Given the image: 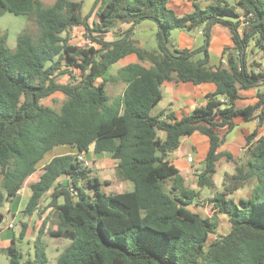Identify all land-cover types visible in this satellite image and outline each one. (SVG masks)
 Returning <instances> with one entry per match:
<instances>
[{
  "label": "trees",
  "instance_id": "obj_1",
  "mask_svg": "<svg viewBox=\"0 0 264 264\" xmlns=\"http://www.w3.org/2000/svg\"><path fill=\"white\" fill-rule=\"evenodd\" d=\"M169 1L94 0L98 21L91 26L82 1L54 0L46 6L39 0H0V16L29 20L14 49L7 46V33L0 35V222L2 209L47 153L58 146L75 150L53 157L29 186L22 214L49 211L34 238L32 257L13 238L4 251L8 264H47L44 234L69 241L54 264H264V139L249 136L243 156L233 159L217 152L222 139L216 132L231 130L238 117L263 122L264 92L257 93L254 105L239 109L235 102L240 91L264 87V72L245 62L250 43L264 50V0H203L181 16ZM146 20L157 26L153 51L130 39L132 27ZM120 24L130 27L118 40L93 36ZM216 24L229 30L233 42L223 51L226 69L209 66ZM77 27L96 47L70 44L69 33ZM201 27V47L170 50L172 31ZM129 54L139 62L106 78L108 68ZM63 77L66 83L59 82ZM110 79L125 85L122 95L106 94ZM165 81L213 83L216 90L205 105L176 119L172 113L153 114ZM55 93L64 97L58 109L43 104ZM195 131L209 139V150L195 175L196 189H190L169 156ZM91 147L110 156L116 181L130 182L132 190L105 189L109 183L92 176L79 159ZM221 158L234 172L224 174L216 191ZM251 181L248 197L233 198ZM202 189L214 192L204 200L211 205L208 217L190 209L198 205ZM52 215L55 223L49 227ZM221 217L229 223L225 235H218ZM20 226L22 240L28 225L22 221Z\"/></svg>",
  "mask_w": 264,
  "mask_h": 264
},
{
  "label": "crops",
  "instance_id": "obj_2",
  "mask_svg": "<svg viewBox=\"0 0 264 264\" xmlns=\"http://www.w3.org/2000/svg\"><path fill=\"white\" fill-rule=\"evenodd\" d=\"M193 3H200L201 5L204 4L203 1L200 2L198 0H170L168 7L173 10L177 15L181 16L189 13L192 10ZM120 25L116 27L117 29L114 28L113 30L118 31V29H120V31L122 32L126 31L130 27V25L125 24V27L121 29L119 27ZM132 29L133 30L130 39L135 42L137 47L149 51H153L156 49L155 34L157 32V26L153 21H143L140 24L132 27ZM173 32L175 33L171 40ZM123 33L124 32H122V34H119L117 32L115 38L108 40V42L120 39L123 36ZM172 33L169 40L170 50L197 49L201 47L204 43L202 27L193 29L191 31L174 30L172 31ZM212 46H214V48H212ZM232 46L233 42L231 40V34L229 30L221 25H214L211 29V38L208 47L209 66L212 68L222 67L226 69L227 63H225L226 57L223 56V51L224 49ZM98 47L99 46H97V48ZM138 62V58L135 54H129L117 61L116 63L112 64L106 71L105 77H115L122 68L128 65L137 64ZM144 66L148 67L147 64ZM263 88L264 87L240 91L238 94L239 98L235 102L236 108L242 109L247 106L256 104L258 102L257 93L259 91L264 92ZM215 90L216 86L213 83H202L199 85H194L189 82L165 81L161 86V101L153 109V114L167 112L172 113L176 119H180L181 117L191 113L194 109L205 105L206 96L208 94L214 93ZM257 119L251 121H244L241 117H238L234 119V126L231 130H228L227 128L217 130L216 132L219 138L222 139V143L219 146L217 152L229 153L233 157V159L241 158L245 153V150L247 149L249 136L254 135L253 141H256L260 138L264 139V118L261 124H258ZM55 148H53L49 153L45 155L44 158H48L49 155L48 160H44L43 158V160L37 165L36 171L28 178L25 186L17 192L12 202L8 204L9 207L6 209L3 208L1 211V214L3 215V220L0 222V264H8V260L6 258V255L4 254V251L11 245L12 239H15V237H13L12 232V230L15 228L14 225L21 218V216H24L22 214L23 210L20 209L24 207L28 201L30 195L29 186L39 179L40 175L42 174L43 167L53 157L75 153V150L66 146H58ZM92 149L93 148L91 147L87 153L83 154V157L85 156L86 158L89 157L91 159L96 157L98 161L105 159L106 156L110 158V156L106 153H92ZM54 150L56 151V153H54ZM208 150L209 139L206 136L202 135L200 132L195 131L191 136L182 138L179 148L172 154H170L169 160L171 164H173L175 168L179 171L180 175L184 178L185 184L186 178L191 172L197 170L196 173H198L203 169V163L208 153ZM91 153L93 154V156L91 155ZM189 157H191L192 159L191 163L188 162ZM92 161L95 160L92 159ZM112 162L115 166L113 160ZM221 163L224 164V169L222 171L219 168V165ZM37 171H39V174H36ZM218 171L221 172L222 182L225 173L230 175L233 174V165L231 162H227L225 158H221L217 163V172ZM35 175V180L31 181L32 177H34ZM215 185L216 188L219 189L216 183ZM236 195L239 194L236 192L235 196ZM45 197H47V195L42 198V201L45 199ZM11 224H13V228H9V225Z\"/></svg>",
  "mask_w": 264,
  "mask_h": 264
},
{
  "label": "rangeland",
  "instance_id": "obj_3",
  "mask_svg": "<svg viewBox=\"0 0 264 264\" xmlns=\"http://www.w3.org/2000/svg\"><path fill=\"white\" fill-rule=\"evenodd\" d=\"M39 1H41L44 5L48 6L49 4H52L54 0H39ZM70 1H75V2L82 1L83 2L82 12L84 16L90 15L88 19L89 25L92 26L93 22L98 21L96 14H95L96 9L92 11L94 0H70ZM198 1L201 2L203 0H198ZM234 1L235 0H229V3L233 4ZM28 23H29V20H28V17L26 16H13L8 13H5L2 16H0V35L3 33H7L8 48L10 49L15 48L17 36L27 27ZM119 27L122 29L123 27H125V24L124 25L121 24ZM117 32L119 34L120 33L122 34V32L124 31L121 32L120 29H118V31L111 30L108 33H103L99 35L98 33L97 34L93 33V36H102L105 41H108V40L114 39ZM174 33L175 32L172 33L171 40H172ZM69 37H70V41H69L70 44L74 46L81 47V48L96 47L95 44L92 42V40L87 36V32L84 30L83 27L73 28V30L70 31L69 33ZM212 48H214V46H212ZM245 62H246L247 67L255 66L256 68L264 72V50L255 46L253 43H250L245 49ZM67 81H68L67 77H63L59 79L60 83H66ZM124 86L125 85L123 83L115 82L110 79L108 80V83H107L106 94L110 96L111 98H115L118 95L122 94V90L123 88H125ZM263 91H264V88H263ZM63 99L64 97L62 94L55 93L51 97L44 100L43 104L46 106H51L55 109H58L61 106ZM54 153H56L55 150H54ZM92 153L91 155L93 156ZM82 158L84 159L86 165H88L92 169V176L97 177L102 183L105 181L109 183L108 185H105V189H111V190H115L118 192H125L128 190H132V184L130 182L125 181V182L119 183L116 181V178L114 176V164L112 160L108 158V156H106V158L101 161L100 160L98 161L96 157L92 158L95 161H92L91 158L89 157L86 158L85 156L84 157L82 156ZM48 159H49V155H48V158L47 157L44 158V160H48ZM219 168L222 171L224 169V164L221 163L219 165ZM38 172L39 171H37L36 174ZM196 172L197 170H194V172H191L186 178L185 185L190 189L196 188V178H195ZM35 177L36 175L32 177L31 181H34ZM221 177L222 175L220 171H218L214 177V181L218 185L219 189H220ZM252 185H253V182L251 181V183L247 185L244 189H241L237 192L239 195L235 196L234 194L233 198L238 199V197H242V198L248 197L250 194ZM216 191H218L217 188H216ZM213 193L214 192H210L207 189H202L201 190V200L198 202L197 206H191L190 209L194 212L200 213L203 217L210 216L211 215L210 213L211 205L206 203L204 200L207 199L208 197H211ZM47 199L48 198L45 197V199L42 201L43 206L47 205ZM8 207L9 205L6 204L4 209ZM23 209L24 207H22L20 210H23ZM48 211L49 210H47L44 214L40 216H38L37 212L30 217L21 216V218L14 225L15 228L12 230L13 237H15L17 241V247L21 250V252L24 255L30 254V257H32L34 238L36 237L39 229L41 228L42 223H43V218L47 215ZM50 218L51 220L48 223L49 227H51L52 224L55 223L54 215L50 216ZM22 221L27 223L28 228H27L25 237L22 240H19L18 235H19V231L21 227L20 222ZM229 230L230 228H229L228 221L226 220V218L221 217L220 225L218 229V235H225L229 232ZM212 239H215V237H212ZM42 241L46 246V254L49 259L47 264H54L55 259L57 258L59 253L69 244L68 240L50 237L47 234H44L42 236Z\"/></svg>",
  "mask_w": 264,
  "mask_h": 264
},
{
  "label": "built area",
  "instance_id": "obj_4",
  "mask_svg": "<svg viewBox=\"0 0 264 264\" xmlns=\"http://www.w3.org/2000/svg\"><path fill=\"white\" fill-rule=\"evenodd\" d=\"M257 121H258V119H257ZM79 159H82V160H84L82 157H79ZM85 162V161H84ZM188 162L189 163H191L192 162V159H191V157H189L188 158ZM86 164V163H85ZM9 228H13V224H11V225H9Z\"/></svg>",
  "mask_w": 264,
  "mask_h": 264
}]
</instances>
